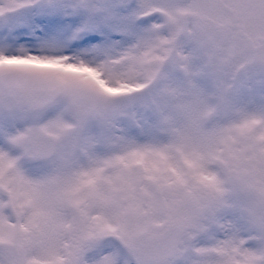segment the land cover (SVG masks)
<instances>
[{
    "label": "snow or ice",
    "instance_id": "snow-or-ice-1",
    "mask_svg": "<svg viewBox=\"0 0 264 264\" xmlns=\"http://www.w3.org/2000/svg\"><path fill=\"white\" fill-rule=\"evenodd\" d=\"M0 264H264V0H0Z\"/></svg>",
    "mask_w": 264,
    "mask_h": 264
}]
</instances>
